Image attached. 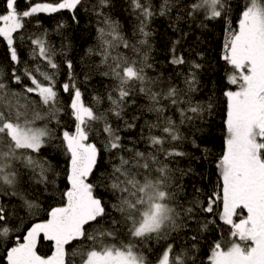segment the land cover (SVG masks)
Here are the masks:
<instances>
[{
    "label": "snow or ice",
    "instance_id": "1",
    "mask_svg": "<svg viewBox=\"0 0 264 264\" xmlns=\"http://www.w3.org/2000/svg\"><path fill=\"white\" fill-rule=\"evenodd\" d=\"M26 2L21 9L18 0H6L0 12L9 64H0V246L17 233L5 247L6 264H77V258L79 264H204L202 246L207 264H264V0H160L158 8L153 0H129L130 36L110 14L112 0ZM81 10L97 18L96 44L77 65L63 34L68 22L57 19L52 28L63 37L57 49L39 17L68 11L79 24ZM156 17H167L176 37L167 46L170 73L157 71L153 56ZM33 19L39 34L28 31ZM206 21L222 25L221 59L229 68L223 86L207 95L204 53L192 44L199 41L193 25L207 28ZM25 41L38 62L18 71ZM119 48L131 55H113ZM94 75L111 84L86 103ZM217 90L226 101L224 147L205 194L196 185L208 178L193 165L209 154L197 133L216 114ZM61 93L69 97L71 128L62 125ZM49 148L66 156L63 190L57 166L43 155ZM181 161L189 166L181 168ZM185 177L193 182L186 185ZM46 193L48 199L58 194L60 203L49 205L46 218L26 223L43 209ZM217 218L228 226L227 241L221 234L202 244ZM45 241L51 255L40 254Z\"/></svg>",
    "mask_w": 264,
    "mask_h": 264
},
{
    "label": "trees",
    "instance_id": "2",
    "mask_svg": "<svg viewBox=\"0 0 264 264\" xmlns=\"http://www.w3.org/2000/svg\"><path fill=\"white\" fill-rule=\"evenodd\" d=\"M95 0H87V5H91ZM160 0H153V4L158 8ZM113 8L110 10V14L118 19L123 25V29L126 35L130 36V31L135 21L132 17V13L129 7V0H112ZM18 6L21 9L27 7L26 0H18ZM6 7V0H0V12H2ZM80 16L83 17L79 24H73L71 22V14L68 11H64L61 16H57L55 19L48 17L44 14H41L39 19L42 20L43 27L49 30V38L52 44H54L57 49L62 42L63 37L52 32V28L55 26L57 19H64L68 22V27L63 30L64 36L68 37L71 41V50L68 51L69 58L74 60V64H79L81 57L84 55L85 50L96 44V17L91 13L85 14L83 10L80 11ZM233 27L236 26L235 13H233ZM207 28H197L193 25L192 28V36L198 37L199 41L197 42L193 39L192 44L195 47L196 51H203L204 60L202 61L205 65L204 70L201 72L202 84L204 87V94H209V89H218L223 86L224 75L229 71L228 66L221 59L222 54V45L224 42V34L222 30V25L218 21L207 22ZM183 26V25H182ZM151 29L155 32V36L153 38V44L155 46V50L153 52V56L155 58V62L158 64L157 71L165 72L167 69V73H170L173 69L167 64L166 57L167 46L170 39H175L176 37L173 35L172 30L168 27V18L167 17H156L151 25ZM40 28L37 27L35 19L31 21V25L28 29L30 33L39 34ZM187 30V29H185ZM187 46V42H185V47ZM32 45H30L27 41L20 44L18 51L21 55L22 63L17 66V70L20 71L23 69L24 64L27 63L29 66L38 62L33 61L30 52ZM179 50V49H178ZM117 52L125 53L131 55V53L123 48H119L113 51V55H116ZM57 59V62H59ZM91 61L99 64L100 57L93 56ZM0 64H3L4 67H8V58L6 54V48L4 42L0 40ZM77 72H79V67H77ZM104 69L101 68V71ZM64 68L61 67L60 80L63 81L66 77L64 75ZM166 73V74H167ZM154 72L150 71L149 75H153ZM82 80V77H81ZM111 81L108 78L94 75L92 80L86 86L85 91V102H91V95L95 92L103 94L106 90L107 86H110ZM83 90V89H82ZM216 96V114L208 121V123L202 125L203 131L202 133H197V135H203L206 138V143L202 144L201 147H206L209 150V154L206 159L200 160L198 163L193 165L198 174L205 175L208 179L204 181V183H197V187H206V192L210 191L213 183L216 178V168L214 167L216 159L223 151L224 147V118L226 113V101L223 96L220 95L219 91L215 92ZM60 99L63 101V106L65 107V115L62 116V125L68 126L71 128L73 121L70 115H68L67 103L69 102V97L65 93L60 94ZM140 102H143L142 100ZM107 107V101L103 105H101V109ZM43 112V109H38ZM171 114V113H169ZM148 118H151L149 114ZM43 121H38L36 126H43ZM51 126V125H50ZM103 137H101L102 139ZM58 143V141H57ZM43 155L47 156L50 160H52L53 165L57 166L56 171L59 173V176L56 177V185L59 189L63 190L67 181L65 179V170L67 168V159L62 150L53 151L51 148L48 151L44 152ZM197 157H200V153H196ZM55 157V159H53ZM189 165L183 161L180 163L181 168H187ZM191 177H185L184 183L186 185H190L192 183ZM43 187V186H40ZM189 191L191 189L189 188ZM51 189H49V193ZM48 193L44 196H41V203L43 204V209L36 214V216L31 218L29 221L28 217H25L26 223L36 222L39 219L46 218V211L49 208V205L55 206L60 203L59 196L57 194L56 198L48 199ZM203 199V197H201ZM15 203V201H13ZM219 208L216 209V213L218 215ZM21 216H24V212H20ZM17 233H13L11 237L8 238L7 241L4 242L3 246H0V264H6V260L3 259L5 247L11 246L14 243V237ZM21 238L24 235L23 227L18 233ZM221 234L225 241L228 238V226L224 225L222 221L218 218L216 220V226H209V232L205 234L207 237L206 240L202 242V244H210L211 241L220 238ZM53 250V246L50 242H42L39 248L41 255H51ZM71 250V249H70ZM200 258L204 261V264H207L206 257V249L202 246ZM77 264H79V258H77Z\"/></svg>",
    "mask_w": 264,
    "mask_h": 264
}]
</instances>
